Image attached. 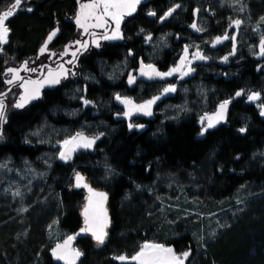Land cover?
<instances>
[{
  "label": "trees",
  "instance_id": "trees-1",
  "mask_svg": "<svg viewBox=\"0 0 264 264\" xmlns=\"http://www.w3.org/2000/svg\"><path fill=\"white\" fill-rule=\"evenodd\" d=\"M26 1L32 5V11L18 12L7 21L12 29V40L0 53L2 87L5 86L3 75L5 67H19L25 60H29V66H32L31 61L38 55L32 57L27 55L34 52L37 42L46 30L53 28L54 22L58 25L60 22L63 28L62 34L56 38L57 41L63 39L64 34L68 40L72 38V35H69L72 32L71 25L64 23L62 17L70 14L75 0H22V4ZM170 1L172 0H151L150 4L158 8ZM14 2L15 0H0L3 8L6 7V3ZM149 24L143 10L127 18L121 25L126 39L130 37L125 40V45L122 40L104 41L98 50L93 49L90 53L82 55L76 68L77 76L69 77L54 89L43 90L40 99L10 113L7 122L0 129L3 133V139H0V159L10 157L13 161L20 158L32 160L46 148L26 143V132L32 125H37L40 116L49 112V109L64 103L61 92L69 82H79L80 85L87 86L85 93L87 99L100 98L101 106L109 103L107 112L105 114L99 112L98 121L94 123L100 127L96 133H104L95 149L91 152L81 151L69 163L55 162L47 177L52 191L58 194L63 207V214L59 219L60 229L68 234L79 232L83 225L80 211L84 203V194L82 190L70 187L72 170L77 168L87 177L92 187L108 193L110 225L105 243L97 246L90 234L78 236L74 244L83 256L79 258L77 264H128L117 262L111 256L124 254V251L132 248L136 242L146 241L156 234L154 222L145 216L142 206L144 199L132 194L131 199L125 202L123 195L125 192H133L134 185L149 183L158 168L180 176L190 175L197 168H202L200 173L204 184L201 187V194L213 203L229 199L240 185L264 182V167H255L250 162L253 153L264 150V120L254 105L234 101L226 123L207 132L203 139L197 138L200 129L198 119L193 113L179 123H165L162 132L152 137V122L133 120L131 123L144 127L129 130L128 124L116 115L120 109L113 105L110 92L117 91L121 82L109 84L97 76L99 86L96 87L83 81L80 72L85 69L92 70L94 60L116 59L119 53L124 55L127 49H132L136 55L141 49L139 43L141 36L136 37V31L140 28L146 29ZM165 57H168V54ZM42 58L43 61L39 63L55 68V63L46 64L44 56ZM5 61H8L7 65ZM251 63L250 59L244 57L240 68L234 67L227 72L228 74L233 72L234 75L229 74L220 78L211 73H202L203 84L206 89L214 90V96L217 98L227 95L240 85L255 87L258 83L264 82V73L255 74ZM41 64H37L36 67ZM35 74L21 72L25 77ZM214 103H211L213 108L216 106ZM86 112L87 110H84L77 120L85 117ZM89 118L94 120V115H90ZM59 119L63 120L62 117ZM241 127H246V132H238ZM92 133L93 131L87 134ZM98 164L104 165L103 169L107 166L114 170L109 182L102 183ZM9 216L5 212L0 214V264L6 263V257L12 258L14 254L24 256L28 250L34 252L36 245L33 236L38 231V222L36 220L32 222L31 239L21 241L19 238L15 241V229L12 230L11 224L6 221ZM167 243L180 251L191 250L186 264H264V198L259 204L253 205L236 226L206 251L200 252L197 257L188 234L173 238ZM41 263L54 264L46 250L41 253Z\"/></svg>",
  "mask_w": 264,
  "mask_h": 264
},
{
  "label": "rangeland",
  "instance_id": "rangeland-1",
  "mask_svg": "<svg viewBox=\"0 0 264 264\" xmlns=\"http://www.w3.org/2000/svg\"><path fill=\"white\" fill-rule=\"evenodd\" d=\"M204 1L207 2L215 13L214 16L217 18H221L222 20L225 19L227 22H229V17L233 19L240 18L244 21L240 30V50H242L243 59L245 55L250 54L253 56L255 54L254 43H256V40H259L261 34H264V24L259 23L260 17L264 16V0H242V2L247 5L243 13L235 11V7H230V0H226L224 6H221L220 0H195V2ZM1 5L2 3H0V6ZM29 6V2L27 3L26 1L15 12L27 11ZM148 11L149 10H147L146 13H148ZM75 28L76 29L69 34L72 35V38L69 40L66 39L67 42L65 44H57L54 47V52L62 51L65 45L76 39H87V37L80 34L81 30L77 27ZM254 28H259V31L254 32ZM11 32L12 29H10L7 45L12 40ZM136 32L135 35H138L140 29H137ZM147 34L148 33L144 31L141 35L144 38ZM162 37L163 40L161 39ZM171 38V34L164 31L161 34L153 36L151 42L147 43V53L145 57L148 63H152L163 51L170 49ZM41 39L34 48V53H36V55L39 54L37 50L40 49L43 44ZM93 49L98 50L93 46L87 53H90ZM30 55L32 56L33 54L30 52L27 57H31ZM41 56H44L46 64L54 63L53 61L55 58L50 60L46 52L44 55H39L38 59L35 58V64L31 63V65L36 66L37 64H41L39 63L43 61ZM68 58H70V56L66 57V59ZM125 60L122 53H119V57L116 59L94 60L92 63L93 69L81 71V77L83 81L94 84L96 87L99 86L97 76L101 77L109 84H116L126 77L127 61L125 62ZM211 70V67L202 68L201 73L195 74L196 76L190 78V80H185V82L179 83L177 79H172L171 82L169 81V83L177 85V91L162 96L159 100L160 102L157 105L155 113L157 118L152 122V137L162 132L165 123H179L191 116L192 113L199 119L205 112H209L213 109V106H211L212 102H215L214 104L217 105L221 100H224L225 96H220L218 99L214 96V90L206 89L203 84L201 77L202 73H209ZM229 74L234 75L233 72ZM110 75L113 77L112 79H109ZM38 76L39 73L37 72L31 78L35 79L38 78ZM85 77H92L94 79L85 80ZM65 81L66 80H63L62 83ZM166 84L168 83L164 85ZM58 86L59 85L55 87H45L42 91L45 89H54ZM8 87L9 86L6 84L4 87L0 85V90L3 88L1 91L7 92ZM84 88V85H80L79 82H69L61 92L64 103L49 109V112L40 116L37 125H32L26 132L25 140L32 144L44 146L46 150L42 151L40 155L32 160L20 158L13 161L10 157L0 159V162L7 161L8 168L11 169V171L0 169V214L1 212H5L7 216L10 215L6 221L11 224L10 228L12 230L15 229V241L19 238L21 241H25L27 238L29 239L32 222L34 220L38 222V231H36V235L33 236L34 242L36 241L34 252L33 250H28L24 256H22V254H14L12 258L6 257V263L4 264H42L41 253L44 250L49 252L57 241L62 242L66 235H74L63 232L60 229L59 219L63 214V207L60 203L58 194L52 191L47 177L50 175L51 167L55 162L65 163L56 158V153L59 151L56 145L58 139L62 140L66 136H71L78 130H82L86 134L93 131V133L89 135L99 134L96 132H99L100 127L95 126L94 123L98 121L97 116H99V112H104V114L107 112L109 103L101 106L102 101L99 98L97 100L92 99L95 106H84L79 99L81 95H85V92H83ZM77 89L81 91H77ZM20 91L21 90L17 86L13 85L11 92L6 96L8 115L12 112L21 110L12 107ZM251 91L260 92V100L249 102L247 100V95H245L243 102L254 105L259 114L257 104L264 103V82L258 83L254 89L248 90L247 92ZM113 93H115V91ZM113 93L110 92L111 97H113ZM135 100L138 101L141 99L136 96ZM177 106L183 107L185 110L178 111ZM84 110H87L85 117L77 120ZM90 115H94V120H92L93 118H89ZM61 117L63 120L59 119ZM81 151L83 150H77L73 154V158L75 155H79ZM25 161L28 162L27 166ZM250 162L255 167L263 168L264 150L253 153L250 156ZM48 165L51 166L49 167ZM28 166L35 171L28 173L26 171ZM102 166L104 165H99V173L102 175L101 181L102 183H107L112 178V174L106 173V168L103 169L104 167L102 168ZM74 169L81 172L77 168ZM201 171L202 168H197L195 172L190 175L180 176L158 168L154 171L153 177L149 183L140 185L139 188H137V185H134L133 192L130 193L129 191L124 193L123 199L125 202L131 199L132 194H137L139 195V199H144L142 206L145 216L154 222L156 232V234H153L152 237L148 238L146 241L165 244L172 247L174 251L179 254L189 249L180 251L167 242L183 234H188L191 237L197 257L200 255V252L206 251L226 234L227 231L236 226L239 220L244 215L248 214L252 206L259 204L262 198H264L263 182L256 185H240L229 199L219 200L216 203L209 202L201 194V187L204 184L203 177L200 173ZM39 173H44V175L41 176ZM72 177L73 170L71 172V183ZM29 181H31V183H29ZM16 188H19L22 192V198L13 197L12 191ZM5 189H8V191H5ZM82 191L85 198L86 191L84 189H82ZM237 200H241L243 203L237 204ZM21 208H26L27 211H20ZM54 221H58V223H53ZM49 225H51V229H49ZM108 228L109 226L106 230H108ZM143 242L144 241L136 242L132 248H127V251H124V254L121 255H126L130 258L139 250V246ZM13 246L16 245L13 244ZM74 248L78 247L75 245ZM118 256L120 255H112L111 258L117 262L136 264L135 261H131L130 259L126 261L115 259V257Z\"/></svg>",
  "mask_w": 264,
  "mask_h": 264
},
{
  "label": "snow or ice",
  "instance_id": "snow-or-ice-1",
  "mask_svg": "<svg viewBox=\"0 0 264 264\" xmlns=\"http://www.w3.org/2000/svg\"><path fill=\"white\" fill-rule=\"evenodd\" d=\"M221 6H224L226 0H220ZM142 3V0H77V10L74 16V22L76 27L81 30L80 34L87 37V39H76L65 45L63 50L60 52L49 51L48 45L53 41L54 37L57 36L59 32V27L54 28L49 32L47 38L43 42L39 49V55H44L48 53L49 59L55 63V68L50 65L41 64L38 67L29 66L30 61L25 60L19 67H5L4 69V83L8 85V91L0 93V129L8 120L7 113V103L6 96L12 90V86H17L21 91L16 98L15 103L12 105L15 109H23L30 102L41 98V91L45 87H55L61 85L63 80L69 77H75L78 75L76 71L79 58L90 51L94 46L95 48H100L103 41H114L125 39L124 33L122 31V22L125 17L132 16L137 11V6ZM22 5V0H15V2L9 7L7 11L0 13V53L3 52L2 46L8 42V37L10 29L6 24V21L15 14V11L19 9ZM230 7H235V11L243 13L247 5H245L242 0H230ZM182 7L180 4H174L167 9L159 17V21L162 23L168 17H170L177 9ZM27 11L31 12L32 9L28 8ZM201 9L196 8L193 10L194 17L199 14ZM205 11L210 12L212 15L215 13L211 8ZM150 17H155L157 15L156 11L149 10L147 13ZM244 21L240 18L229 17V27L239 30L243 25ZM259 23L264 24V16L260 17ZM191 29L195 32L203 33L206 31L196 19L189 25ZM253 31H259V28H254ZM144 30L140 29L139 34H143ZM179 38V37H178ZM145 43H150L153 39L152 34L148 33L144 37ZM163 40V37L161 38ZM230 39L232 41V51L223 57H220L222 63H226L231 56H234L237 52V40L238 35L236 33L229 34L225 30L224 35L216 36L211 41V46L222 43L224 40ZM207 43V42H205ZM195 49L194 51L192 49ZM258 52L255 55L264 57V34L259 37ZM66 59V57H69ZM127 57H135V52L129 49ZM210 57L204 54L200 45L195 44H185L182 53L179 55V59L174 65L170 66L167 71H161L154 63H145L144 59L141 58L138 61V67L132 71L127 72V83L128 85H133L136 83L138 77H144L148 80H166L168 77H174L177 79H183L189 76L195 71L193 67L194 61H207ZM35 64V61H31ZM8 64V61H5ZM257 70H264V66L258 65ZM21 72L26 73H39L38 78H31L22 76ZM113 77L110 75L109 79ZM94 79L92 77H85V80ZM77 91H81L77 89ZM177 91V85L173 83H168L160 91L158 95H153L151 98L143 100L141 103H136V101L129 96L122 95L119 92L113 93V98L119 104L123 105V112L116 113L117 116H123L125 118H130L133 113H142L143 115H152V107L157 101L170 93ZM83 92H87V86L83 89ZM247 95V100L249 102L259 101L261 98V93L256 91L246 92L244 89H240L235 92L234 97L221 100L216 105V110L212 113L205 112L199 117L200 122V132L199 135L203 136L205 133L221 122L226 121V116L228 112V107L235 97H241ZM81 103L84 106H95L94 101L86 98V95H81L79 97ZM178 111H183L185 108L177 106ZM257 107L259 109L260 116L264 117V103H258ZM74 114V113H72ZM144 125L128 123L129 130L143 128ZM246 127H241L238 132H246ZM36 134V133H34ZM104 133H99L98 135L88 136L84 131L78 130L71 136H66L62 140H57L56 145L59 151L56 153V158L69 163L73 154L79 149H93L96 141L103 136ZM0 139H3L2 130H0ZM28 142L27 140L25 141ZM47 163V161H46ZM26 166L28 162L25 161ZM49 167L51 165H48ZM0 169H7L8 162H0ZM28 173H32L35 170L31 169L30 166L26 168ZM106 173L112 174L114 170L106 166ZM39 175H44V173H39ZM31 183V181H29ZM70 187L83 188L86 190L87 195L85 196V202L81 207V216L83 217V225L80 227L79 232L74 235H66L62 242L57 241L54 247H51V255L59 261H63L64 264H77V261L83 253L72 246V242L77 236L84 233H90L92 239L96 242L97 246L103 245L107 238V227L109 224L108 212L105 207L106 201L108 200V193L99 191L93 188L88 180L81 172L73 169L72 183ZM140 185H137L139 188ZM8 191V189H5ZM13 197H21L22 192L19 188L12 191ZM243 201L237 200V204H242ZM20 211H27L26 208H21ZM53 223H58L54 221ZM51 229V225H49ZM51 235V232H50ZM202 239V238H201ZM190 249L182 253L177 254L174 249L162 243H155L150 241H144L139 246V250L131 256L130 258L126 255H120L115 257L119 261L131 260L135 261L136 264H185L186 259L190 256Z\"/></svg>",
  "mask_w": 264,
  "mask_h": 264
},
{
  "label": "flooded vegetation",
  "instance_id": "flooded-vegetation-1",
  "mask_svg": "<svg viewBox=\"0 0 264 264\" xmlns=\"http://www.w3.org/2000/svg\"><path fill=\"white\" fill-rule=\"evenodd\" d=\"M150 2H151V0H142V3L137 6L136 12H138L139 10H143L146 20H148L150 22L149 26L143 30L146 33H151L152 37L156 36L157 34H161L163 31L170 33L171 37H172L171 42H170V44H171L170 49L163 51L159 57H156L155 60L152 61V63L156 64L157 67L161 71H167L168 68L170 66L174 65L175 62L179 59V55L182 53L183 47L185 44L200 45L204 54L207 55L208 57H210V59L207 60L206 63H193V67H195V71L192 73V76H187L183 79H177L174 76V77H168V78H166V80H152V81L146 82L142 79L137 78V81L135 84L128 85L127 74H126V77L122 81H119V82H121V84H119V87H118V89H116L117 91H115V92H120L121 94H123L125 96L132 97L134 100L137 96L143 101V100L151 98L153 95H158L160 93V91L166 86L164 84L169 83V81L171 82L172 79H177L179 83L185 82V80H190V78L196 76L197 73L198 74L201 73L202 68L211 67L212 70L208 74H210V73L214 74L216 78H220V77L229 75L227 73L229 71V69H232L234 67L240 68V66L242 65V61H243V54H242V50H240V44H239L240 41L239 40H240V30H241L243 25L241 26V28L239 30H237L235 28H230L229 22H227L225 19L222 20L221 18H217L216 16L212 15L210 12L205 11L206 9L210 8V6L207 4L206 1L195 2V0H172V1L168 2L165 6H163V7L159 6L158 8L155 7L154 5H151ZM12 4L13 3H10V4L6 3L5 8H3V5H1L0 6V13L7 11ZM174 4H180V5H182V7L177 9L170 17H168L164 22L161 23L159 21V17L161 15H163V13L165 11H167V9ZM29 5H30L29 8L33 9L32 5L30 3H29ZM77 7H78L77 0H75L74 6H73L70 14H68L67 16L64 15V17H62L63 18L62 20L64 23H69L71 25V31H74L76 29L75 28L76 26L74 23V16H75V12L77 10ZM196 8L201 9V11L199 12V14L197 16L194 17L193 10ZM147 10H154V11H156L157 15L155 17H150L146 13ZM27 12L29 13V11H27ZM16 14H17V12H15L14 15H16ZM12 17H10L9 19H11ZM130 17L131 16L125 17L124 21ZM9 19L7 21H9ZM194 19H196L198 21V23L206 29L205 32L198 33L189 27V25L193 22ZM7 21H6V24H7ZM7 26H8V24H7ZM57 27H59V32L57 33V36L54 37L53 41H51L48 45V49L51 51L54 50V47L57 44H59V43L65 44L67 42V40H66L67 37H65V34H64L63 39H60L59 41L56 40V38L60 34H62L63 28H62L60 22H59V25L57 22H54L53 28L46 30V32L42 36L41 42H44L45 39L47 38L49 32H51L54 28H57ZM140 29H142V28H140ZM225 30H227V32L229 34L236 33L238 35L237 52L234 56H231L226 63H222L220 60V57L228 55L232 51V41L230 39L224 40L222 43L216 45L215 47L211 46V41L214 37H216L218 35L219 36L224 35ZM139 35L141 36V40L139 42L141 45V49L135 55V57H127V64H126L127 72L132 71L133 69L137 68L138 67V61L141 58L144 59L145 63H148L146 60V57H145L146 53H147V43H145V39L143 38V36L141 34H139ZM124 36H125V39H123L121 41L123 43V45H125L126 41L130 38V37H127V39H126L125 32H124ZM135 36L137 37V35H135ZM190 41H192V42H190ZM205 42H207V43H205ZM255 42L256 43H254L255 44L254 50L256 53L259 50L258 49L259 40H256ZM5 45L7 46V43ZM5 45H3V47H2L3 50L5 48ZM192 50L194 51L195 49L193 48ZM37 51H39V49ZM128 51H129V49H127L126 53L124 54L125 59H126ZM31 54H33L32 56H34L36 53L33 52ZM167 54H168V57H165V55H167ZM246 57L251 60V62H252L251 64H252V66H254V73L255 74H258L259 72L264 73V70H259V71L257 70L258 65L264 66V57H261V56L255 55V54L253 56H251L250 54L245 55V58ZM225 79H227V78H225ZM255 87L254 86L244 87L243 85H240V86L234 88L230 93L225 95L224 99H228L230 97H233L234 93L240 89H244L247 92L248 90L254 89ZM244 97H245V95L239 97L237 100H232L229 110L232 108V103L234 101H244V99H245ZM112 99H113V97H111V100ZM141 100H138V101L135 100V101H136V103H140ZM159 102L160 101H158L154 107V115L155 116H156L155 113L157 110V105ZM215 107L212 110H210L209 112H212L215 109ZM120 113H122L121 110H120ZM228 115H229V112H228ZM140 120L147 121L145 119H140ZM199 129H200V127H199Z\"/></svg>",
  "mask_w": 264,
  "mask_h": 264
},
{
  "label": "water",
  "instance_id": "water-1",
  "mask_svg": "<svg viewBox=\"0 0 264 264\" xmlns=\"http://www.w3.org/2000/svg\"><path fill=\"white\" fill-rule=\"evenodd\" d=\"M207 61H194L193 63H206ZM189 76H192V73L189 75ZM187 77V76H186ZM139 79H142V80H144V81H146V82H149V81H152V80H148V79H146V78H144V77H138ZM185 78V77H184ZM155 80H159V79H155ZM235 94V93H234ZM234 97V96H233ZM239 97H235L233 100H237ZM158 102V101H157ZM157 102H156V104H157ZM112 103H113V105L115 106V107H117V108H119L122 112H123V105H121V104H119V102H117V101H115L114 100V98L112 99ZM141 103V102H140ZM156 104H154L153 105V107H152V115H150V116H146V115H143L142 113H133V115L130 117V118H125V117H123L122 115L120 116V120H124L127 124L129 123V122H131V121H133V120H135V119H145V120H147V121H150V122H153L155 119H156V116L154 115V107H155V105ZM230 105H231V103H230ZM230 105H229V107H228V112H229V108H230ZM216 110V107H215V109L212 111V112H214ZM212 112H209V113H212ZM228 112H227V116H226V121H227V119H228ZM261 117V119L262 120H264V117H262V116H260ZM226 121L225 122H221L220 124H218V125H216V127H214V128H212V129H209L207 132H210V131H213V130H215L216 128H218L219 126H222V125H224L225 123H226ZM197 124H198V126L199 127H201V125H200V122H199V119H198V122H197ZM200 132V131H199ZM206 132V133H207ZM206 133H205V135H206ZM86 135H88V134H86ZM205 135H203V136H201V135H199V133H198V135H197V138L198 139H203L204 137H205ZM88 136H94V135H88ZM102 140V136L96 141V144L94 145V148L93 149H83V150H85V151H88V152H91V151H93L94 149H95V147L97 146V144L100 142ZM90 184V183H89ZM94 188V187H93ZM76 190H82L83 188H75ZM95 189H97V188H95ZM85 190V189H84ZM97 190H99V191H103V192H106L105 190H100V189H97ZM86 191V190H85ZM107 193V192H106ZM86 195H87V192H86ZM84 202H85V199H84ZM107 204H108V200L106 201V204H105V207H106V209H107ZM107 212H108V210H107ZM80 213H81V211H80ZM108 218H109V214H108ZM109 221H110V218H109ZM109 225V224H108ZM88 234H90V233H88ZM82 234H80L79 236H81ZM91 235V234H90ZM78 237V236H77ZM74 243H75V240L72 242V246L74 247ZM55 246V245H54ZM53 246V247H54ZM49 254H50V256H51V258H52V260H53V263L54 264H64V262L63 261H59V260H56L52 255H51V251L49 250ZM190 255H191V251H190ZM190 257V256H189ZM188 257V258H189ZM187 258V259H188ZM186 259V260H187ZM185 264H186V261H185Z\"/></svg>",
  "mask_w": 264,
  "mask_h": 264
}]
</instances>
